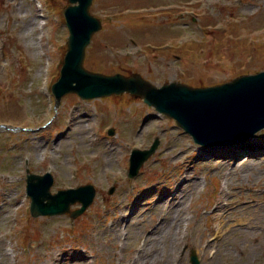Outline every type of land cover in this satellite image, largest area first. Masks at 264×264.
Wrapping results in <instances>:
<instances>
[{"label": "rangeland", "instance_id": "374dc122", "mask_svg": "<svg viewBox=\"0 0 264 264\" xmlns=\"http://www.w3.org/2000/svg\"><path fill=\"white\" fill-rule=\"evenodd\" d=\"M40 2L45 26L34 1L0 0V58L9 63L0 71V123L27 129L0 130V264H190L191 249L199 264H264V129L249 140L252 157L236 148L201 155L174 120L139 97L67 94L54 108L68 3ZM90 13L102 24L85 53L91 72L202 87L264 70V0H93ZM154 140L156 150L129 179L130 150ZM27 171L51 173L52 193L90 184L93 202L74 220L32 218ZM174 194L167 212L181 208L182 225L163 243L150 230ZM215 206L228 216L206 259L199 245L217 226Z\"/></svg>", "mask_w": 264, "mask_h": 264}, {"label": "water", "instance_id": "95a60500", "mask_svg": "<svg viewBox=\"0 0 264 264\" xmlns=\"http://www.w3.org/2000/svg\"><path fill=\"white\" fill-rule=\"evenodd\" d=\"M68 2L71 5L64 9L70 31L68 47L60 78L52 87L57 102L71 92L83 99L124 91L141 95L146 103L173 117L181 128L193 135L196 142L207 145L244 143L264 128V71L215 87L193 89L171 83L157 89L138 76H103L84 70L85 47L92 33L100 28V23L88 13L91 0ZM27 182L33 200V215L63 213L75 199L83 203V210L93 196L90 188L50 195L49 175H32ZM76 194H81V197H76ZM192 261L196 263L194 256Z\"/></svg>", "mask_w": 264, "mask_h": 264}, {"label": "bare ground", "instance_id": "6f19581e", "mask_svg": "<svg viewBox=\"0 0 264 264\" xmlns=\"http://www.w3.org/2000/svg\"><path fill=\"white\" fill-rule=\"evenodd\" d=\"M218 211L219 212H222L220 215L219 213L217 212V214H215V218L216 220L218 221V226L217 227H211L210 228V231L212 233H215V234H223V232L225 231V217L228 216V211L226 210V207L224 206H220L218 208ZM169 219H167L168 221H166L168 223V225L166 226L165 228V224H163L161 226V230L159 229H156L152 232L151 236L152 235H155L156 233L159 232V240L162 241L163 243H165L166 241V238L165 235H170V241L171 242H174L175 241V231H177L179 229V223H180V218H181V214H180V210L176 209L174 214L173 215H170L168 217ZM238 223L234 224V225H237ZM162 233V234H161ZM208 238H209V234H206L203 236V239H202V243L206 244L203 248H202V251H203V254L205 256H207L208 252L210 251L211 249V245H210V242H208ZM218 239L220 238V236L218 235L217 237ZM201 243V244H202ZM201 244L199 245V247L201 246Z\"/></svg>", "mask_w": 264, "mask_h": 264}]
</instances>
